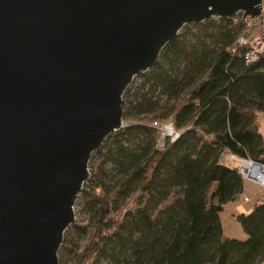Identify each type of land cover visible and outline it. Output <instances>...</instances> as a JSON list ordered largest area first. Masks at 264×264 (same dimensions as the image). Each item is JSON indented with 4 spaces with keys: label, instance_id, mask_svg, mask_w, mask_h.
<instances>
[{
    "label": "water",
    "instance_id": "1",
    "mask_svg": "<svg viewBox=\"0 0 264 264\" xmlns=\"http://www.w3.org/2000/svg\"><path fill=\"white\" fill-rule=\"evenodd\" d=\"M260 1L0 0V264H59L127 84L183 24L256 16Z\"/></svg>",
    "mask_w": 264,
    "mask_h": 264
},
{
    "label": "trees",
    "instance_id": "2",
    "mask_svg": "<svg viewBox=\"0 0 264 264\" xmlns=\"http://www.w3.org/2000/svg\"><path fill=\"white\" fill-rule=\"evenodd\" d=\"M193 25L199 33L192 41L185 33L177 34L147 69V78L166 92L165 102L159 105L148 98L139 103V115L112 132L105 144L106 151L112 143L117 146L115 157L125 160L121 169L126 175L101 179L107 172L103 159L89 169L92 186L82 199L83 208L91 210V226L82 250L63 233L76 264H94L101 258L109 264L264 261V201L236 214L244 239L225 235L219 216L244 180L235 166L221 159V152L264 163L258 123L264 114V50L256 60H244L237 43L242 20L212 17ZM182 59L181 75L190 73L183 78L169 72ZM154 120H170L183 130L160 148L158 131L150 126ZM135 131L145 135L142 143L136 148L124 145L122 137ZM74 224L86 231L80 221ZM58 259L65 264L61 254Z\"/></svg>",
    "mask_w": 264,
    "mask_h": 264
},
{
    "label": "rangeland",
    "instance_id": "3",
    "mask_svg": "<svg viewBox=\"0 0 264 264\" xmlns=\"http://www.w3.org/2000/svg\"><path fill=\"white\" fill-rule=\"evenodd\" d=\"M197 28L198 27L194 26L191 23H186L183 24V26L178 30V34L185 33L186 39L188 41H192L194 36L193 34L199 33ZM186 29H189V31L186 32ZM205 41L207 43H210V39L205 38ZM184 64H185L184 59L179 60L176 63L175 67L173 69H170L169 72L172 75L182 76L181 72L183 70ZM189 74L190 73H187L186 75L182 76V78L188 76ZM200 75L201 74H197L195 75V77H199ZM147 76L148 73L147 70H145L144 72L135 75L125 87L122 94V102H121L122 112H124V115L122 114V126L134 120L135 119L134 115H139L136 113L137 112L136 109L138 107L137 105L139 103H144L146 99L150 98L152 100H156L159 105H162L165 102L166 92L162 89L160 84L153 82L151 79H148ZM196 80L197 79H194V82ZM189 86L190 85H186L183 88V91L187 89ZM125 116H129L130 118H125ZM140 116H144V114L142 113L140 114ZM258 123H259V130L261 131L262 139L264 143V114L259 115ZM110 134H108L103 139V142L91 152L87 162V168L89 170L92 164L95 163L98 159L104 160L103 165L107 172L105 176L101 177V179L103 180L109 177L110 175L116 178H122L126 175L125 172L121 169V166L123 165V162L125 160H123V158L121 157H118V159H116L115 157L114 152L117 146L114 143H112L110 151L105 150L106 149L105 144L110 138ZM144 138L145 135L142 132L135 131L134 133L123 136L121 142L124 145L129 146L130 148H136L138 145L142 143ZM236 164H237L236 162L231 163V165L233 166H237ZM252 182L253 183L255 182L257 184H253ZM91 186H92V182L89 174L88 177L83 181L81 185V189L77 193V196L73 204V213L75 219L64 230L66 235L77 243L80 251L82 250V244L85 242L88 230L90 229L91 226L90 225L91 210H87L83 208L82 195H83V191L89 190ZM258 191L264 194L263 184H260L259 182H256L249 178H244L241 191L237 193V195L233 199H230L223 204V207L219 212V216L221 220L222 230L225 235L238 239H244L246 237L245 231L243 230L240 222L236 219V213L238 212V210H240L237 208L243 204L252 205L255 196L258 194L257 193ZM209 195L210 192L208 196ZM135 197L136 194L132 199L133 204H136L137 202ZM245 197H247V199H245ZM173 198H174V194L171 195L161 205L164 206L165 204L171 202ZM76 221H80L83 225H85L86 231H83L80 228H78L74 224ZM57 253L63 256V259L65 260V264H76V262L72 259L73 251L70 249V246L65 242L64 236L62 242L60 243L57 249ZM94 264H109V262L106 258H101ZM205 264H209V263H205Z\"/></svg>",
    "mask_w": 264,
    "mask_h": 264
},
{
    "label": "built area",
    "instance_id": "4",
    "mask_svg": "<svg viewBox=\"0 0 264 264\" xmlns=\"http://www.w3.org/2000/svg\"><path fill=\"white\" fill-rule=\"evenodd\" d=\"M260 4L262 5L260 7V13L256 16H250L249 14L243 15V11H238L235 15L230 17L233 21L242 20L243 22V27L237 38V43L243 47L242 56L248 63L256 60L264 50V0H261ZM260 19H262V21H260ZM234 50L235 47L231 49V51ZM150 126L158 131L157 145L160 148L164 147L166 140L173 141L178 138L183 130V128H176L170 120L163 122L154 120L150 122ZM221 159L228 164L236 162L237 166L235 167L242 177L252 179L264 185L262 179L254 174L257 172L256 168L264 166L263 162L238 156L226 150L221 152ZM243 162H247L248 164L242 165ZM263 201L264 196L257 200V202Z\"/></svg>",
    "mask_w": 264,
    "mask_h": 264
},
{
    "label": "crops",
    "instance_id": "5",
    "mask_svg": "<svg viewBox=\"0 0 264 264\" xmlns=\"http://www.w3.org/2000/svg\"><path fill=\"white\" fill-rule=\"evenodd\" d=\"M261 132V131H260ZM253 183V182H252ZM253 184H257V183H253ZM258 194L255 196V199H254V202H253V204L252 205H240L237 209H240V210H238V212L237 213H240V212H244V211H246V212H249L250 210H251V208H252V206L257 202V200L259 199V198H261L262 196H264V194L262 193V192H260V191H258L257 192ZM247 197H245V199H246ZM245 212V213H246ZM236 213V214H237ZM228 236V235H227ZM261 264H263V262L261 263Z\"/></svg>",
    "mask_w": 264,
    "mask_h": 264
},
{
    "label": "bare ground",
    "instance_id": "6",
    "mask_svg": "<svg viewBox=\"0 0 264 264\" xmlns=\"http://www.w3.org/2000/svg\"><path fill=\"white\" fill-rule=\"evenodd\" d=\"M246 164H248V163L243 162L242 165H246ZM256 171L257 172H255L254 174L257 175L264 182V166H262L261 168H256Z\"/></svg>",
    "mask_w": 264,
    "mask_h": 264
}]
</instances>
